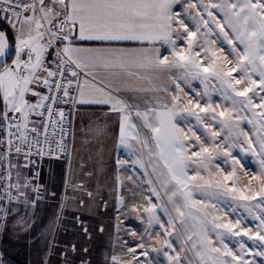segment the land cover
I'll return each instance as SVG.
<instances>
[{"label": "snow or ice", "instance_id": "1", "mask_svg": "<svg viewBox=\"0 0 264 264\" xmlns=\"http://www.w3.org/2000/svg\"><path fill=\"white\" fill-rule=\"evenodd\" d=\"M177 3L178 0H0V18L7 19L18 33L15 59L11 65H0L2 69L0 70V97L4 105V110L0 113V132H6V139L0 136V145L7 149L6 152H0V167L7 163V167L0 173V190L3 192L0 200L6 198L11 204L12 201H19L20 197H23L24 204L31 203L35 206L40 198V186L35 183L39 173L30 167L36 163L33 155L42 159L45 154L52 156L57 150L60 153H66V144L63 139L57 142V149L54 150L51 148L47 135L49 126L60 123V121L52 120L56 110L50 105L59 102L61 94L72 103L110 105L111 111L120 114L118 146L129 148L132 147L130 141L139 142L140 134L131 131L136 127L130 122L128 114L131 106L117 94L120 89L113 85V80H119L123 85L127 83L126 78L138 76L143 79L139 70L147 72L169 67L172 62L167 56L161 58L159 49L153 51L157 42L170 45L174 57L179 56L182 61L187 59L176 51V42L172 38L174 24L178 23L184 27L188 37L194 36L195 33L189 32L183 20L173 11V6ZM211 7L218 8L223 13L224 23L220 21L216 23L220 31L224 33L225 39L232 45V52L235 53V67L223 74L218 71L210 74L220 79L222 86H226L222 94L226 99L232 100L233 110L237 107L240 110H253V116L258 115V121L264 128V96L260 97L259 103H254L257 90L264 92V0H222L221 3L212 4ZM208 15L212 16V12L208 11ZM225 24L235 33L234 38L230 39L229 34L225 32ZM204 25L209 27V21L204 20ZM83 41H135L141 47L114 49L77 46L78 42ZM235 41L243 45L242 50L238 51ZM57 44L62 47H56ZM145 44L147 47H144ZM8 48L9 36L4 31H0V57L6 55ZM52 49L54 51H50ZM49 57H51L52 68L47 63ZM191 63L197 69L200 68L195 61ZM133 69L138 71L134 72ZM237 69L240 72L238 78L232 76ZM203 71L209 73V67H204ZM81 72L85 76L83 80L80 79ZM66 73L71 78H67ZM101 73L103 75L97 80V75ZM254 75L259 77L258 81L253 78ZM105 77L108 78L107 83ZM41 86L47 90V93L36 90ZM72 92L78 93V100ZM29 95L36 97V101H30ZM236 97L242 99L238 100ZM255 109H261V112L257 114ZM201 111L204 109L201 108ZM45 114L48 117L47 123L43 119ZM58 115L62 121L64 112L59 111ZM136 115L141 117L144 120V126L151 130L152 139L156 147L160 149L161 158L165 159V167L170 178L167 182L175 184L174 189H169L171 191L169 199L179 194L184 197L185 208L194 207V203L191 202V193L184 191L190 179L187 173L188 162L190 156L198 157L201 153H207L208 149L201 145L199 152H192L189 155L185 151L186 146L179 139L181 130L173 122L175 113L171 109L165 111L149 109L142 112L137 108ZM150 115L151 119H149ZM32 116L40 118L39 126L36 121L30 119ZM220 116L224 117L225 113L221 112ZM200 119L197 115V120ZM230 121L231 114L224 123L227 124ZM42 132L43 144L49 145L47 153L39 138ZM63 134L61 129V135ZM53 135H55V127H53ZM196 139L198 140L199 137ZM260 145L264 149V138H261ZM143 146L148 147L147 139ZM165 150L169 152L168 157H165ZM137 163L143 167L141 161L138 160ZM261 167L264 168V159L261 160ZM25 169L28 171L26 172ZM13 170H15V179H13ZM224 179L228 180L229 176H225ZM253 179L260 180L258 191L251 187L248 188L247 194L235 188L233 191L239 193L240 200L252 201L259 195L262 197L261 203H264V173L259 178L253 177ZM28 189L36 194L34 198L29 196ZM174 204L178 215L183 217L185 212L181 209L179 201H174ZM256 206L259 207L260 204ZM13 211L15 209L0 206V213H2L0 233L5 231L8 217ZM153 218L158 220L155 216ZM258 219H260V225L255 233V239L264 241V216ZM221 226L217 225V227ZM223 226L229 227L230 230L232 227L231 225ZM140 247L143 249L145 245L141 244ZM168 247L171 245L168 244ZM193 247L196 245L194 244ZM240 249V253H234L226 245L223 249L213 247L205 233L201 247L197 249V255L200 258V264H255V261L250 262L244 258L246 249L243 243ZM214 253L217 255H213ZM142 255H147V252H143ZM254 255L264 256V250L257 251ZM133 259H136L135 253ZM168 259L171 264H181L178 255L169 256ZM112 264H122V262L112 257ZM137 264L142 262L137 261Z\"/></svg>", "mask_w": 264, "mask_h": 264}, {"label": "rangeland", "instance_id": "2", "mask_svg": "<svg viewBox=\"0 0 264 264\" xmlns=\"http://www.w3.org/2000/svg\"><path fill=\"white\" fill-rule=\"evenodd\" d=\"M221 2L222 0H183L179 6V16L188 31L195 35L188 37L183 29L179 38L174 37L176 51L187 59L181 60V90L173 122L181 130L179 139L185 144V151L189 155L199 152L201 145L208 149L207 153H201L198 157L190 156L188 162L187 173L190 179L184 191L191 193L194 207L185 208L184 197L179 194L169 199V189H174L175 184L167 182L170 178L165 159L161 158L160 149L156 147L152 137L146 138L148 147L143 146L145 139L139 137V142L135 140V155L143 167L140 163H135L134 167L138 168L139 173H136L137 178L135 175L134 177L140 184L129 187L133 190L130 197L125 194V199L130 200L125 203L124 217L109 225L102 221L95 232L90 231L91 241H88L90 244L87 245L90 247L86 256L95 257L100 264H112V257H116L122 264H137V261L142 264H171L168 257L177 255L181 264H200L197 249L201 247L205 233L213 247L223 249L226 245L234 253H240V245L243 243L246 249L244 258L250 262L255 261V264H264V256L254 255L255 252L264 250V241L255 239L260 225L258 217L264 216L262 197L258 195L255 200L243 201L238 198L239 193L233 191L235 188L247 194L249 187L255 191L260 188V180L253 177L259 178L264 173V168L261 167L264 149L260 145L261 138H264V128L258 121V115L253 116V110H240L239 107L233 110L232 100L226 99L222 94L226 86H222L221 80L210 74L213 71L223 74L235 67L232 45L216 23H224L223 13L218 8L211 7L212 4ZM208 11L212 12V16L208 15ZM204 20L209 21V27H205ZM224 30L230 39L234 38L235 33L226 24ZM235 43L238 51L243 49L239 41ZM15 44L16 38L11 41L9 37V48L6 55L0 57V65H11L15 59ZM168 50L172 53L171 46ZM191 61L198 63L200 68L194 67ZM204 67H209V73L203 71ZM239 74L237 69L232 76L238 78ZM253 78L259 80L258 76L254 75ZM261 96H264V92L257 90L254 103H259ZM28 99L34 102L33 96L29 95ZM3 110L0 97V113ZM221 112L225 113L224 117L220 116ZM255 112L259 114L261 109H255ZM229 114L231 121L225 124ZM197 115L200 120H197ZM30 119L34 121L35 116ZM249 120L253 122L249 123ZM168 156L169 152L165 150V157ZM225 176H229V179L225 180ZM192 177L195 179H191ZM174 201H179L185 212L183 217L176 212ZM258 203L259 207L256 206ZM146 209L150 211H145ZM223 225H231V230ZM236 232L240 234L235 235ZM141 244L145 245L143 249ZM194 244L196 247H193ZM145 251L147 255H142ZM56 252L57 249L52 244L49 262ZM73 253L75 251L68 250L70 256ZM134 253L136 259H133ZM70 258L68 264H72ZM3 264L9 263L5 260Z\"/></svg>", "mask_w": 264, "mask_h": 264}, {"label": "crops", "instance_id": "3", "mask_svg": "<svg viewBox=\"0 0 264 264\" xmlns=\"http://www.w3.org/2000/svg\"><path fill=\"white\" fill-rule=\"evenodd\" d=\"M182 1L178 0L173 6L178 16ZM4 20L16 38L17 30L7 19ZM183 29L178 23L174 24L172 38L178 37ZM77 46L114 49L141 47L135 41H83L78 42ZM56 47L62 45L57 44ZM169 47L163 42H157L153 48V51L159 49L161 58L167 56L172 62L169 67L147 72L139 70L143 79L138 76L126 78L127 83L123 85L119 80H113V85L120 89L117 94L131 106L128 114L130 122L136 126L131 131L139 133V137L144 139L152 137V133L144 126V120L136 115V109L142 112L149 109H171L174 112L178 105L182 63L170 53ZM50 59L47 63L51 68ZM101 75H97V80ZM80 79H85L84 73ZM107 79L105 77L106 83ZM39 89L45 93L43 86ZM33 98L35 102L36 97ZM34 121L38 123V117L35 116ZM119 130L120 114L111 111L110 105L77 103L69 156L33 157L36 163L30 167L39 173L35 183L40 186V198L35 206L24 204L23 197L11 204L7 200L6 208L15 211L8 217L5 231L0 233V261L6 260L9 264H68V258L71 257L72 264H100L95 257L86 256L90 247L87 244L91 241L90 231L95 232L102 221L106 225L120 221L124 217L125 203L130 200L125 199V194L130 197L133 190L129 187L140 184L136 179L138 168L134 167L139 160L135 155L136 142L130 141L132 147L129 148L118 146ZM117 161L124 163L119 164ZM27 191L30 197H35L31 189ZM52 244L57 252L49 262ZM68 250L75 251V254L70 256Z\"/></svg>", "mask_w": 264, "mask_h": 264}, {"label": "built area", "instance_id": "4", "mask_svg": "<svg viewBox=\"0 0 264 264\" xmlns=\"http://www.w3.org/2000/svg\"><path fill=\"white\" fill-rule=\"evenodd\" d=\"M26 58V57H25ZM53 67L52 63H51V68ZM83 73H80V78L82 77ZM66 77L67 78H71L70 76H68V74L66 73ZM45 93H47V90L45 89ZM53 95H55V93H53ZM72 95L75 96L77 98V93L76 92H72ZM51 107H53L56 110V113L53 115L52 120L55 121H60V123L58 125L53 124L52 126H49L48 129V139L51 142V148L56 150L57 149V142L61 141V139H63V141L66 144V153H60L58 150L55 152L54 155L49 156L47 154H45L44 157H63V158H67L70 154V150H71V145H72V125H73V117L76 111V106L77 103H72L70 101L67 100V98H64L61 94V99L59 100V102H57L55 105H50ZM59 111H63L64 112V118L61 121L60 117L58 115ZM44 122L47 123L48 122V117L47 114H45V117L43 118ZM39 120L40 118L38 117V123L37 126H39ZM53 127H55V135H53ZM61 129H63V136L61 135ZM0 136H3L6 139V132H0ZM40 140L42 142V146L45 150V153H47V149L49 147L48 144H43L44 141V135L43 132L40 135ZM7 149L6 147H4L3 145H0V152H6ZM33 157H38L35 154L33 155ZM22 159V158H21ZM7 167V163L5 162L3 164L2 167H0V173L3 172V169ZM0 195H3L2 190H0ZM6 203H7V199H3L0 200V206H3L6 208ZM0 215H2V213H0Z\"/></svg>", "mask_w": 264, "mask_h": 264}, {"label": "trees", "instance_id": "5", "mask_svg": "<svg viewBox=\"0 0 264 264\" xmlns=\"http://www.w3.org/2000/svg\"><path fill=\"white\" fill-rule=\"evenodd\" d=\"M5 30L8 34V36L10 37L11 41L15 40V37L11 31V29L9 28V26L6 24V21L3 18H0V31Z\"/></svg>", "mask_w": 264, "mask_h": 264}]
</instances>
